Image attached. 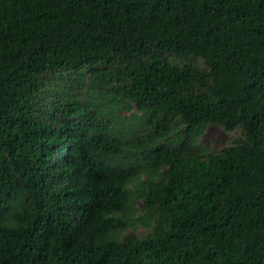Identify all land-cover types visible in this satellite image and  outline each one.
I'll return each instance as SVG.
<instances>
[{"label":"trees","instance_id":"trees-1","mask_svg":"<svg viewBox=\"0 0 264 264\" xmlns=\"http://www.w3.org/2000/svg\"><path fill=\"white\" fill-rule=\"evenodd\" d=\"M0 264H264V0H0Z\"/></svg>","mask_w":264,"mask_h":264},{"label":"rangeland","instance_id":"rangeland-1","mask_svg":"<svg viewBox=\"0 0 264 264\" xmlns=\"http://www.w3.org/2000/svg\"><path fill=\"white\" fill-rule=\"evenodd\" d=\"M122 114L126 115V113L124 112H122ZM236 135L237 133L227 135L217 127L208 126L205 129L204 133L201 135L200 142L209 150H217L227 146L232 141L233 137H235ZM135 207L137 208L138 213L141 214L142 213L141 204L136 203ZM137 231L140 233L143 231V229L139 227ZM129 232H132V230H130Z\"/></svg>","mask_w":264,"mask_h":264}]
</instances>
